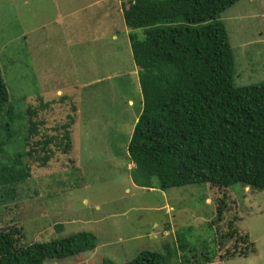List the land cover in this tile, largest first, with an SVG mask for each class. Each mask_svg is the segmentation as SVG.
Segmentation results:
<instances>
[{
    "label": "rangeland",
    "instance_id": "1",
    "mask_svg": "<svg viewBox=\"0 0 264 264\" xmlns=\"http://www.w3.org/2000/svg\"><path fill=\"white\" fill-rule=\"evenodd\" d=\"M70 11L78 13L60 17ZM219 20L235 56V85L264 84V0H242ZM84 24L87 33L97 25L104 41L78 46ZM130 32L121 0H0V67L15 110L12 122L6 114L0 122L21 125L23 133L13 130L14 149L26 151L27 109L58 99L64 80L57 115L34 118L40 130L34 141L61 136L67 117H75L68 156L51 144L56 158L47 167L31 159L32 177L8 198L0 192V229L21 228L25 246L82 232L96 236L94 251L46 264H125L146 250L162 254L166 264L193 256L215 257L211 264H264V191L239 184L163 191L157 179L152 189L133 182L128 143L143 99ZM135 32L143 38V30ZM67 172L73 176L65 181Z\"/></svg>",
    "mask_w": 264,
    "mask_h": 264
},
{
    "label": "trees",
    "instance_id": "2",
    "mask_svg": "<svg viewBox=\"0 0 264 264\" xmlns=\"http://www.w3.org/2000/svg\"><path fill=\"white\" fill-rule=\"evenodd\" d=\"M240 1L121 0L143 99L128 143L129 159L134 164L130 175L137 186L155 188L157 179L163 191L198 184L222 189L239 184L264 191V84L235 85V56L227 29L219 20ZM140 29L144 31L142 39L135 32ZM60 99L27 109L26 151L14 149L17 140L13 130L21 132V125L11 129L10 122L8 127L0 122L2 198L14 195L15 186L32 177V160L47 167L56 158L51 144L56 143L64 157L71 151L70 129L75 123L71 115L61 126V136L34 141L40 133L34 118L39 120L44 113L57 115L53 108ZM14 113L0 67V116L6 114L10 120ZM65 176L73 173L63 175L68 181ZM61 182L59 186H66ZM18 235L23 238L21 228L0 229V264H46L47 260H66L97 247L96 236L90 232L27 246L21 245ZM181 247L187 251V246ZM214 260L193 256L181 264H211ZM168 261L162 254L146 250L125 264ZM102 264L116 263L104 259Z\"/></svg>",
    "mask_w": 264,
    "mask_h": 264
},
{
    "label": "crops",
    "instance_id": "3",
    "mask_svg": "<svg viewBox=\"0 0 264 264\" xmlns=\"http://www.w3.org/2000/svg\"><path fill=\"white\" fill-rule=\"evenodd\" d=\"M76 13H78V11H70V12L64 14V15L63 14H60V17L64 16V17H66L68 19H72L74 17L73 15L76 14ZM86 25L87 24L81 25L80 31L78 33L80 35L79 40L78 41H74V42H78V44H77L78 46H81V45L90 46L93 43H98V41H99V43H100V41L101 42L104 41V38L103 37H100L99 38V34L100 33L99 34L97 33V25H96V29L94 31H92V32L89 31L88 33L86 32V28H85ZM71 34H74V32L72 31ZM96 36L98 37V39L96 38ZM52 37H57V33H53L52 34ZM62 37H66L64 35V33H63ZM45 41H47V40H45ZM69 41H73V40H69ZM93 48L95 49L96 47H93ZM74 57H75L74 54H73V56L71 54L69 55V58H73L74 59ZM43 70L46 71L47 73L50 72L53 75L58 71L57 69L51 68V66H45ZM64 82H65V80H64ZM64 82L61 85H63ZM61 85L56 90V94H55V96L58 97V98L59 97H62L61 95L63 94V88L61 87Z\"/></svg>",
    "mask_w": 264,
    "mask_h": 264
}]
</instances>
